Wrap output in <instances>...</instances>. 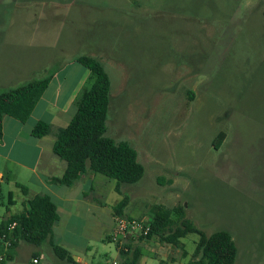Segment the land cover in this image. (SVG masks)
<instances>
[{
  "label": "rangeland",
  "instance_id": "374dc122",
  "mask_svg": "<svg viewBox=\"0 0 264 264\" xmlns=\"http://www.w3.org/2000/svg\"><path fill=\"white\" fill-rule=\"evenodd\" d=\"M81 54L99 59L110 78L105 135L128 141L144 166L120 192L98 173L106 216L123 194L124 215L137 219L148 220L159 205H183L205 234L230 233L233 264H264L263 0H0L1 66L33 63L26 79L54 73L58 81L71 71L66 88ZM1 76L0 91L24 80L15 70ZM220 130L225 136L214 148ZM0 184L6 204L7 189L16 188L12 180ZM105 218L65 223L57 241L105 248L111 262ZM154 238L140 245L145 260L158 264L166 256ZM197 239L195 232L181 238L173 264L186 263ZM38 250L59 262L46 241L18 240L10 263L26 264Z\"/></svg>",
  "mask_w": 264,
  "mask_h": 264
},
{
  "label": "trees",
  "instance_id": "16d2710c",
  "mask_svg": "<svg viewBox=\"0 0 264 264\" xmlns=\"http://www.w3.org/2000/svg\"><path fill=\"white\" fill-rule=\"evenodd\" d=\"M75 60L89 70L88 86L80 90L75 100V113L69 122L53 132L52 152L63 160L65 165L62 174L51 177V181L71 186L82 172L89 170L115 179L114 189L120 192V183L138 181L144 173V166L137 159V152L128 141L115 140L105 135L110 78L103 64L95 56L88 54L78 55ZM50 78L51 74L31 78L0 91V137L3 115L14 117L20 122L26 121ZM49 132L51 126L44 120L36 121L31 129V134L36 137ZM224 136L222 130L218 131L213 143L214 148L220 146ZM20 188L25 191L23 185H20ZM128 199V195L123 194L112 206L113 216L124 215L123 209ZM27 203L28 207L24 212L10 215L1 225L2 228L10 221L16 222L5 258L10 257V250L18 240L34 245L46 241L56 256L74 262L68 250L52 239V226L58 221L59 214L51 196L44 192L36 193ZM148 223L149 231L139 236V239H148L155 235L159 241L182 249V237L191 232L198 234L191 257L185 264H233L235 261L237 247L230 233L219 229L205 234L186 217L183 205L157 206ZM106 238L110 241L108 236ZM118 251L120 264H134L141 249L138 244L132 245L128 240ZM182 253L186 255L185 250Z\"/></svg>",
  "mask_w": 264,
  "mask_h": 264
},
{
  "label": "crops",
  "instance_id": "0c3cea01",
  "mask_svg": "<svg viewBox=\"0 0 264 264\" xmlns=\"http://www.w3.org/2000/svg\"><path fill=\"white\" fill-rule=\"evenodd\" d=\"M74 61L80 64L75 58ZM5 62L12 63V61L8 60H5ZM80 67L75 72L74 79L66 88H64L65 81L63 80H66L73 72H59L57 74L58 81L55 80V74H51L47 87L35 103L26 121L20 122L9 115H3L2 117L0 182L4 179L12 180L16 190L14 192L12 189H7V203L4 204L2 200L4 196L0 184V227L10 215L24 212L28 207L27 200L34 194L40 192L47 193L55 202L59 214L58 221L52 226V239L55 243L66 248L71 255L74 254V258L72 257L74 262L56 256L59 262H55L54 260V263L53 261L49 263L44 257L45 252L43 250L32 251L30 253V259H28L26 264H31L32 258L34 257L38 258V261L34 264H112L114 260H117L119 263L121 261L116 246L111 256L112 261L110 262V254L107 253L105 248L100 250L93 249L88 244L79 249L75 246L69 248L66 247L65 243L57 241L61 240V227L65 223L74 222L79 223L81 227H86L88 223L99 222L106 217L109 220V229L103 237L106 241H108L106 237L113 226L114 216L111 213L110 216H106L107 213L103 210L107 208L106 201L102 200V186L105 182L98 176V173L89 170L84 171L71 186H65L51 181V177L62 174L65 165L64 161L52 152L53 132L56 128L63 127L69 122L76 110L75 100L80 90L84 87V84L88 82L89 70L83 66ZM32 69H34L33 63L31 65L24 61H19L18 65H0V79H3L1 75H8L9 70H15L21 78H24L23 81H25L28 80L26 78H29L28 74ZM12 85H5L2 89ZM63 89L64 91L61 93ZM47 91L50 95L45 98L44 95ZM60 93L61 97L59 99L56 98ZM38 120L48 122L51 126V132L40 137L33 136L31 129ZM19 184L25 187V191H22ZM152 237H155L153 241L158 243L157 248L164 249L162 254L166 256L164 260L160 259L158 264H173L177 260L175 255L180 248L174 245L173 247L165 248L164 244L166 242L159 241L155 235L148 239ZM128 240H130V244L132 245L138 244L141 249L140 255L134 264H151L143 256L146 248L144 249L140 244H142L144 239H139V236H135ZM17 243L18 241L10 250V257L5 258L0 264H11L10 262L14 258Z\"/></svg>",
  "mask_w": 264,
  "mask_h": 264
},
{
  "label": "built area",
  "instance_id": "2783aa9c",
  "mask_svg": "<svg viewBox=\"0 0 264 264\" xmlns=\"http://www.w3.org/2000/svg\"><path fill=\"white\" fill-rule=\"evenodd\" d=\"M145 219H137L124 215H114L113 226L108 233V238L112 241L116 248L119 250L128 241L129 238L135 236H141L147 234L149 231V223ZM16 222L10 221L5 227H0V262L5 259V254L11 245L12 230ZM124 249H126L124 247ZM38 261L37 257L32 258V262ZM112 264H119L117 260H114Z\"/></svg>",
  "mask_w": 264,
  "mask_h": 264
}]
</instances>
